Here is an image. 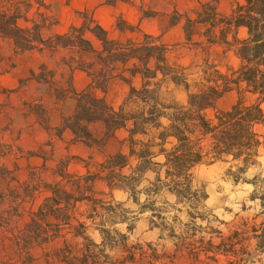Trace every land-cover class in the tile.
Returning <instances> with one entry per match:
<instances>
[{
  "label": "trees",
  "instance_id": "obj_1",
  "mask_svg": "<svg viewBox=\"0 0 264 264\" xmlns=\"http://www.w3.org/2000/svg\"><path fill=\"white\" fill-rule=\"evenodd\" d=\"M217 3L202 4L196 19L186 21L185 34L190 40L192 25H204L203 49L218 45L223 47V57L233 52L238 59L236 67L225 70L207 53L199 63L184 65L176 56L171 60L174 48L152 35L140 40L110 39L92 20L44 38L39 23L29 30L18 26L35 5L42 15L44 0H0V37L12 41L15 54L72 49L78 54L76 67L90 78L85 90L72 92L74 110L55 128L56 136L68 130L73 142L101 147L112 132L126 133L120 150L105 155L94 171L73 175L60 162L53 172L55 180H43L34 167L29 168L26 184L17 180V166L11 169L5 163L18 147L0 138V226L13 235L12 247L0 264H217L221 257L226 264H250L254 251L263 250V223L255 227L244 220L226 233L196 223L211 222L202 211L207 194L197 185V168L226 163L233 181L244 182L243 175L257 164L259 150L264 149V0L235 2L226 16L218 13ZM239 29L245 30L244 38L238 37ZM86 32L99 40V49L85 37ZM136 78L138 86L133 84ZM115 80L128 87L116 107L95 94L96 90L106 93ZM169 85L183 90L184 103L175 101ZM231 93L235 101L220 108L219 102ZM247 96L256 98L248 102ZM97 183L109 191L126 192L138 206V214L149 212V227L159 232L157 242L127 245V236L112 226L126 223L130 233L137 217L127 216L130 212L111 195L106 200V194L96 190ZM140 194L145 195L142 202ZM163 194L174 196L173 205L158 200ZM259 199L264 212V195ZM176 205L181 206L178 213L184 208L185 223L178 222L176 215L170 222L165 216ZM25 215L29 221L19 226ZM90 226L98 230L99 243L87 234ZM60 238L61 246L53 248ZM161 240L168 241L170 248L159 249ZM252 240L254 250L249 248ZM119 244L124 247L121 255L106 252Z\"/></svg>",
  "mask_w": 264,
  "mask_h": 264
},
{
  "label": "rangeland",
  "instance_id": "obj_2",
  "mask_svg": "<svg viewBox=\"0 0 264 264\" xmlns=\"http://www.w3.org/2000/svg\"><path fill=\"white\" fill-rule=\"evenodd\" d=\"M46 1L50 5L53 26L42 29L44 36L64 32L72 24H81L79 26L81 27L84 23H88L89 18H93L108 31L110 37H117V26L131 28L123 20L134 28L139 27L145 32L166 33L169 22L178 19L177 14L187 12L193 16L191 11L198 7L199 0H119L116 3H109L108 0ZM232 3L233 0H220V12L228 13ZM30 23L31 17L27 16L21 20L22 26H27ZM245 36L244 31L239 33L240 38ZM91 39L96 47L99 46V41L95 37L91 36ZM164 39L169 43H184L187 40L181 27L166 33ZM194 40H199L197 32L194 34ZM0 47L5 56L4 62L0 65V138L18 146V153L8 157L5 163L11 169L17 166L16 177L19 182L26 184L29 167L41 168L40 166L43 164L42 159L30 157L31 154H36L40 149L48 152L49 141L54 138V131H47L43 127L45 126L44 121H46L43 110L47 112L48 125L50 127L57 125L61 117V105H58L57 98L54 96L62 95V88H66L70 80L77 88L83 87L86 83V76L84 72L71 70L66 65L70 55L65 51L52 53L44 50L14 57L8 42L0 39ZM215 52H219V49L209 51L211 59H219ZM176 54L180 58V63L183 64L198 62L203 58L199 49L196 50L193 46L188 45L179 48ZM237 64L238 59L230 53L226 59L221 61V69L225 70L226 66L236 67ZM125 91L126 87L117 83L108 93L107 99L112 104H117ZM169 91L177 102L182 103L185 100V93L182 90L170 86ZM235 98L234 93L226 95L219 102V107L228 108ZM255 98L256 96H247L246 99L251 102ZM72 105L73 102L70 99L63 103L65 114L70 111ZM261 108L264 111V101L261 102ZM123 137V132H113L107 136L101 147L84 144L70 146V136L66 133L62 141L53 143V154L55 158L68 160L69 171L77 173L83 171L88 157L91 158V164H94L101 161L104 155L115 153L119 149ZM55 164L56 160L48 162L47 167L54 168ZM92 169L94 170L93 167ZM228 169L229 164L222 162L209 166L202 165L197 168V185H202L207 194L202 211L207 212L208 219L211 221L207 224V221L197 220V225L201 227L210 225L223 233L227 232V228L244 220L251 226L256 227L261 223L264 226V212L261 210L259 199L262 194L264 195V149L259 150L257 164L250 167L243 175L246 181L235 183L228 173ZM231 171H235V168L233 167ZM42 177L52 180L50 171L42 172ZM97 188L108 193V190L100 185ZM112 195L119 201H126V196L121 192L113 191ZM143 198L144 195H141L140 201H143ZM163 199L173 205L174 199L170 195L163 194L158 198L159 201ZM124 206L131 207L128 202H125ZM178 208L181 206L176 205L174 208L168 209L165 216L169 222L174 215L178 217L180 223L187 221L184 208L180 213L176 211ZM148 213L136 216L138 220L136 230L129 240H134L136 237L150 241L156 239V231L144 232L147 229L145 218L149 217ZM116 227L119 232L125 234L124 225ZM90 234L93 239L99 240L96 232H90ZM10 236L9 229L0 226V257L8 247ZM249 243V248L254 250L256 241L252 240ZM160 244L170 248L168 241H161ZM217 264H226V261L221 257ZM250 264H264V248L254 251L253 261Z\"/></svg>",
  "mask_w": 264,
  "mask_h": 264
},
{
  "label": "crops",
  "instance_id": "obj_3",
  "mask_svg": "<svg viewBox=\"0 0 264 264\" xmlns=\"http://www.w3.org/2000/svg\"><path fill=\"white\" fill-rule=\"evenodd\" d=\"M44 1H45V4H46V8H45V9L42 8V9L40 10V12H39V13H41L42 15L37 14V12H36V5H35V6L33 7V9H32L30 12H28L27 14H25L24 16H22V17L18 20V26H19L20 28H22V29H24V30H29V29L33 26L34 22L43 25L42 29H43V28L50 27V26H53V23L51 22V20H52L53 18H52V16H50V5H49V3H48L46 0H44ZM118 1H119V0H116L115 3L118 2ZM209 1H210V0H207V1L202 2L201 0H199V1H198V7H196L194 10L191 11L193 16H191V15H190L189 13H187V12L184 13V14H177V15H178V19L175 20L174 22H171V21L169 22L168 27H167V29H166V33H169V32H171V30L181 27V28L183 29L184 34H185V25H186V21H187V20H195V19H196V16H197V11H199L200 8H201L200 6H201L202 4L208 3ZM219 2H220V0H218V3H217V11H218V13H219L220 15H224V16H226V15H228V14L230 13V11H231L232 7L234 6V3H235V2H243V0H233V3H232V5H231V8H230L229 12L226 13V14H223V13L220 12V10H219ZM27 16H28V17H31V23L28 24L27 26H22V25H21V20H23V19L26 18ZM88 20H92L94 24H98L100 27H102V28L106 31V29H105L101 24H99L97 21H95L93 18H89ZM123 21L125 22L126 25L130 26L131 28H128V29H127V28H121V27H118V26H117V28H116V29H117V37H110L108 31H106L107 34H108V37H109L110 39H122V40H124V39H126V38H131V39H133V40H140V39L142 38V36L145 35V34H147V35H152V36H154V37H158L162 43H164V44H166V45H168V46L174 48V52L171 54V56H172L171 60H174V58H175L174 56H176V59L178 60V62H180V61H179L180 58H179L178 54H176V53H177V51L179 50V48H183V47H185L186 45H188V46H193L194 48H196V50L199 49V50L202 52V54H203V58H205V57L208 55L209 59L212 60V61H215L216 63H219L220 67H221V61L224 60V59H226L227 56H228V54L231 53L233 56H235V55L233 54V52H228V53L223 57V55H222L223 47L218 46V45H212L211 47H207V46H206V47H205L206 49H203L204 46H205V37H204L203 34H204V31H205L206 27H205L204 25H201V24H193V25H192V27H191L190 40H186V39H185L186 41H185L184 43H179V42H177V43H169V42H166L165 39H164V38L166 37V33H163V34H162V33L155 34V33L145 32V31L141 30L139 27L134 28V26L128 24L125 20H123ZM1 25L3 26V24H1ZM80 25H81V24H79V25L72 24V25H70V26L67 28V30H65L64 32H61V33H52V34H50V35L47 36V37L43 35L42 29H41V33H42V36H43L44 38H48V37L53 36V35L64 34V33H66L71 27H76V28H78ZM120 28H121V29H120ZM241 31H244V32H245L244 29H239V31H238V37H239V33H240ZM195 32L198 33V37H199V40H197V41L194 40V34H195ZM89 34H90V35H89ZM88 35H89V36H88ZM185 35H186V34H185ZM245 35H246V32H245ZM91 36L94 37V36H93L91 33H89V32H86V33H85V37L91 42V44L93 45V47H95L96 49H99V48H100V42H99V46L96 47V46L93 44V42H92ZM239 38H240V37H239ZM0 39H1V41H6V42H8V43L11 45V50H12V52H13L14 57H19V56H22V55H25V54H29V53H33V52H42V51H44V50H42V51H30V52H25V53H23V54H15V53H14V49H13L12 41H11L10 39H8V38H1V37H0ZM96 39H97V38H96ZM97 40H98V39H97ZM98 41H99V40H98ZM212 49H219V52H215V53H216V56H217L219 59H211V58H210V53H209V51L212 50ZM47 51L52 52V53H54V52H59V51H65V52H67V53L70 55V57H69V61L66 63V65H67L71 70H80V69H78V68L76 67V63H77V61H78V54L76 53L75 50L68 49V48H58V49H55V50H47ZM206 53H207V55H206ZM203 58H202V59H203ZM4 59H5V56L3 55L2 50H1V47H0V65L4 62ZM202 59H201V60H202ZM236 59H237V58H236ZM201 60L198 61V62H194V63H199V62H201ZM190 63H192V62H190ZM190 63H189V64H190ZM181 64H183V63H181ZM184 65H188V64H184ZM80 71H82V70H80ZM82 72H84V71H82ZM84 74H85V76H86V83L84 84L83 87L77 88V87L75 86V84L72 83V81L70 80V82H69V84L67 85V87H66V88H62V91H63V94H62V95H60L59 97H56V96H54V93H52V95L54 96V98H57V103H58V105H59V104L61 105V106H60V111H61V112H60V115H61V117H60V120H59V122H58L57 125H55V126H53V127H50V125H48V116H47V112H46L45 110H43V113H44V115L46 116V119H45L46 121H44L45 126H43V127H44V129H46L47 131H54V133H53V137H54V138L50 139V141H49V144H48V146H49V151H48V152H45V151H43V150L40 149L39 152H37L36 154H31L30 157H36V158H40V159H42L43 164L40 166L41 168H38V167H35V168L40 169L41 177H42V172H48V171H50V175H51V177H52V180H50V179H44V178L42 177V179L45 180V181H47V182H51V181H53V180L56 179V177L53 175V172L56 170L57 165H58L60 162H65V163H66V165H67L66 169H67V172H68V173L73 174V175H82V174H84V173L86 172L87 169H89V170H91V171H94V170H95V166H96V164L99 163V162H101V161L103 160L104 156H105V155L103 156V158H102L101 161H99V162H97V163H94V164H91V158H89V157L87 156V157H88V161L85 163V166H84V168H83V171H81V172H77V173H72V172L69 171V161L66 160V159H63V160H62L61 158H55V156H54V154H53V143H54L55 141H62V140H63V137H64V135H65L66 133L69 134V136H70V142H71V145H70V146H73V145H75V144H83V143H79V142H73V141H72V135H71V133H70L68 130H65V131L62 133L61 137L58 138V137L56 136L55 128H57V127L60 126L61 121H62V118L69 116V115L73 112V110H74V107H75V99H74V97H73V95H72V92H73V91H74V92H81V91L85 90V89L88 87V85H89V83H90V78L88 77V75H87L86 72H84ZM117 83L122 84L123 86H125V87H126V91L124 92V94L122 95L121 99L119 100V102H118L117 104H112V103L109 102V100L107 99V96H108V93L111 91L112 87H113L115 84H117ZM133 84H134L135 86H138V85H139V79H138V78L134 79ZM170 86L173 87V88H175L173 85H169V88H170ZM169 88H168V89H169ZM58 89H59V88H58ZM175 89H179V88H175ZM127 90H128V87H127L126 84L122 83V82L119 81V80H115V81H113V82L110 84V86H109V88H108V90H107L106 93H102L100 90H96V91H95V94H96L98 97H104V98L106 99L107 103H109L110 105L116 107V106H118V105L120 104V102L122 101L123 97H124L125 94L127 93ZM179 90H181V89H179ZM182 91H183V90H182ZM171 95H172V94H171ZM172 96H173V95H172ZM173 98H174V97H173ZM69 99L72 100L73 105H72L70 111H69V112H66V114H65V113H64L65 111L63 110V107H62V106H63V103H64L65 101L69 100ZM174 99H175V98H174ZM185 99H186V96H185ZM175 101H176V100H175ZM176 102H177V101H176ZM184 102H185V100H183L182 103H184ZM178 103H179V102H178ZM45 116H44V117H45ZM114 132H123V133H124V137H123L122 140H121L120 147H119V149L115 152V153H117V152L120 150V148H121V145H122V141H123V139L126 137V133H125L123 130H118V131H114ZM112 133H113V132H112ZM84 145H85V144H84ZM86 146H87V145H86ZM17 147H18V146H17ZM18 150H19V148H18ZM115 153H112V154H115ZM112 154H107V155H112ZM54 160H56L55 167H54V168H51V169L48 168V167H47V163H48V162H52V161H54ZM92 167L94 168V170L92 169ZM29 168H34V167H29ZM28 173H29V172H28ZM16 178H17V177H16ZM17 180H18V179H17ZM18 181H19V180H18ZM26 182H27V181H26ZM20 184H23V183L20 182ZM98 185L102 186V188H106L107 190H108V188H107L103 183H97V184H96V190H98V191L103 192L104 194H106V195H105V199H106V200H109V199H110L109 196L111 195L112 198H113L115 201H118V202L122 203V208H124V209H126V210H128V211L130 212V213L127 214V216L130 217V216H133V214H135L136 216L138 215V213H137L138 206H137L136 204H134L130 198H128V194H127L126 192H124L123 190L115 189V190H112V191H109V190H108V193H105L103 190H99V189L97 188ZM113 191H118V192L123 193V194L126 196V201H125V202H128V203L130 204L131 207L126 208V207L124 206L125 202L119 201V200H117L115 197H113V195H112V192H113ZM141 195H144V194H140V196H141ZM140 196H139V199H140ZM170 196L175 200L174 196H172V195H170ZM144 198H145V195H144ZM144 198H143V200H144ZM42 199H43V197H41L40 199H38V201L36 202V205L34 206V210H35V211L37 210V207H38V205L41 203ZM140 202H142V201H140ZM173 202H174V201H173ZM133 206H134V207H133ZM80 211H83V208H81ZM145 213H148V212H145ZM145 213H142L141 215H143V214H145ZM148 214H149V213H148ZM106 217H107V216H106ZM98 220H99V219H97L96 222H97ZM145 220H147V229H146L144 232H145V233H146V232L152 233V232H154V231L157 232V236H156V239H155L154 241H152V240H151V241H150V240H145V239L143 240V239H141L140 237H136L134 240H129V239H130L129 237H130V236L133 234V232L136 230V223H137V221H138L137 218H136V221H135V223H134V228H133L132 232H130V233H128L127 230H126V223H115V224L112 226V228H115V229H116V228H117V227H116L117 225H124V226H125V235L127 236V245L134 244V243H136V242H139V243H144V242H154V243H155V242H157V237H158V235H159V232H158L157 229H150V227H149V220H148V217L145 218ZM28 221H29V217H28L27 215H25V216H23V217L19 220L18 225H19V226H22L23 224L27 223ZM86 224H87V225H90V222L87 221ZM5 228H6V227H5ZM7 229H9V228H7ZM116 230H117V229H116ZM9 231L11 232V236H10V239H9L10 242H9V244H8L7 249L4 250V254L0 257V260H5V259H6L7 254H8V252L10 251V248L12 247L13 235H12V231H11L10 229H9ZM117 231H118V230H117ZM90 232H96L97 235H98V237H99V240L96 241L95 239H93V237L91 236ZM118 232H119V231H118ZM120 233H121V232H120ZM87 234L90 236V238H91L94 242L99 243V242L101 241V237H100V235H99V232H98V230H96V229L94 228V226H90V227H88V229H87ZM123 234H124V233H123ZM67 238H70V236L68 235ZM62 241H63V240H62L61 238H60V239H57V240L54 241V243L52 244V247L54 248V247H59V246H61ZM161 241H162V240H161ZM161 241L158 242V243H159V249L161 248V246H163V244H160ZM162 242H166V240H164V241H162ZM165 248H166V247H165ZM123 251H124V247H123L121 244H119V245H118L116 248H114V249H111V250H108V249H107V250H106V252H107L108 254L112 255V256H118V255H121ZM34 253H35L36 256H38V255L41 253V251H38V250H37V251H35Z\"/></svg>",
  "mask_w": 264,
  "mask_h": 264
}]
</instances>
